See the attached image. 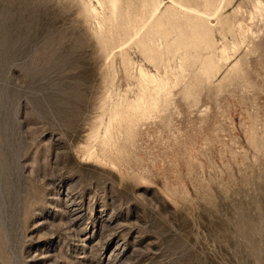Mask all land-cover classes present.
Wrapping results in <instances>:
<instances>
[{
  "label": "rangeland",
  "instance_id": "1",
  "mask_svg": "<svg viewBox=\"0 0 264 264\" xmlns=\"http://www.w3.org/2000/svg\"><path fill=\"white\" fill-rule=\"evenodd\" d=\"M90 1L0 0V264H264V0H207L228 59L169 55L173 35L157 64ZM140 67L170 92L110 142Z\"/></svg>",
  "mask_w": 264,
  "mask_h": 264
},
{
  "label": "bare ground",
  "instance_id": "2",
  "mask_svg": "<svg viewBox=\"0 0 264 264\" xmlns=\"http://www.w3.org/2000/svg\"><path fill=\"white\" fill-rule=\"evenodd\" d=\"M96 1L98 4L97 6L101 7L102 11H104L103 13H102V11L101 12L99 11V8L97 6H95L92 3V1H90L87 4L86 9H87L88 13H90V15L94 16L100 22L99 24L101 26L102 25L109 26V30L112 32L110 37L108 36L110 42L116 43V41H118L119 38L121 40V38L123 36L124 37L130 36L131 38H133L134 41L136 40L137 45L143 49L145 54L151 60H153L152 62H154V63L157 60L158 61L163 60L164 55L161 51V48H162L161 45H162L164 39H167L170 36L173 37V35H174V37L172 38V40L169 41L170 43H169V46L167 47L169 49L168 51L170 52L169 55L173 54V56H175L176 54L182 53V55H184V57L188 58L187 56L191 55L190 54L191 50L189 49L191 47V48L195 49V52H196V49H200V50L207 49L213 57H219L220 60H226L229 58L227 46L224 45V46H222V48L219 49L217 47V45L215 44V41H214L215 39L213 40L211 38L212 34H213L214 25L218 21H220V17L218 16V14H215L212 12V9H211L212 6L209 2H207V0H206V4H205L207 7V10H206L205 14L197 12L195 10V8L192 7L193 6V5H191L192 0H171L172 5H170V6L168 5V7L162 13H160V8L163 5L160 7L161 2L159 0H140L141 1L140 7H139L138 11L135 12L134 17H132L131 12H129L130 13V14L128 13L129 16H127L124 19L121 18L122 15H119L120 5L122 3V0H96ZM257 4H258L257 8H259V10H260V8L262 7L263 1L258 0ZM219 12L220 11H218V13ZM212 16H215L217 22L214 24L213 21L210 20L208 25H205L204 20L210 19V18H212ZM229 21H230V19H229ZM242 24H244V23H242ZM242 24H240V26ZM252 26H254V25H252ZM223 27H225V26H223ZM214 30H216V27L214 28ZM108 33H110V32H108ZM106 34H107V32H106ZM188 38H191V39L194 38L195 40L194 39L191 40ZM133 40L131 42H128L129 44L127 43L129 48H130L129 45L133 42ZM118 44H119V42H118ZM121 45H120V47H121L120 51L122 52V46ZM132 45H134V44H132ZM123 48H125V47H123ZM137 49H139V48H137ZM168 51H167V53H168ZM122 55H124V54H122ZM122 55H121V57H122ZM126 55H127V53L124 56V61L128 66L131 64V60H130L129 56L127 57ZM167 55H166V57H167ZM167 59L170 60L169 56ZM147 62H149V61H147ZM163 63H165V62H163ZM134 64H133V67H134ZM155 64H157V63H155ZM122 66H123V64H122ZM157 66H159V64ZM128 73H129V71H128ZM139 73H140V77H139L140 91H139V94L133 100H130V101L128 100L127 102L125 101L126 104H124V105H121V103H120L121 107L117 108V110H114L113 115H110V116H112L111 120L109 119L110 118V116H109L108 119L110 120V123H109L108 127L106 128L107 125L104 127V129L106 128V130L104 131L105 132L104 138L110 142H111V140H110L111 134L113 133L112 129H114L113 128L114 126H116L118 123H121L124 120L128 121V123L131 122V121H133L132 118L134 119V117H135V119H136L137 118L136 115H138V114H141V116H142L143 114L146 115L147 113H149V115H150V113H151V115H152L151 111L155 110L157 108V105L160 103V99L162 97L161 94H163L167 91L170 92L167 89L168 84L170 83L168 72H167V75L166 74L161 75L159 72L158 73H152V72L148 71L147 69H145L144 67H140ZM165 73H166V70H165ZM133 75H134V73H133ZM134 78H136V77H133V79ZM127 80H129V77ZM122 101H124L123 98H122ZM115 103H118V102H115ZM116 107H117V104H116ZM111 109H113V106ZM112 112L113 111L111 110V113ZM138 116H140V115H138ZM146 116H145V118H146ZM102 117H103V115H102ZM132 123H134V121ZM122 124H119V125H122ZM124 126H128V125H124ZM100 129H101V127H100ZM117 129H119V127ZM124 129H127V128H123V130ZM114 134H112V135H114ZM98 135L99 134H97V136ZM97 136L96 135L94 136L95 140L100 138L99 137L100 135L98 136V138H96ZM101 140L103 141V139H100L99 141L101 142ZM110 142H108V143H110ZM104 144H106V142ZM107 148H109V147H107ZM111 148H112V145H111ZM91 150H92V148H91ZM105 151H106V149H105ZM93 155L96 156L95 154H93Z\"/></svg>",
  "mask_w": 264,
  "mask_h": 264
}]
</instances>
